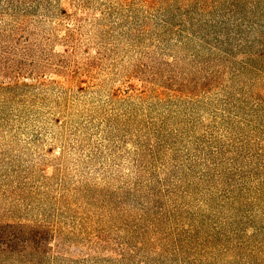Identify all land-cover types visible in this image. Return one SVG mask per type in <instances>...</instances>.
<instances>
[{"label":"rangeland","instance_id":"rangeland-1","mask_svg":"<svg viewBox=\"0 0 264 264\" xmlns=\"http://www.w3.org/2000/svg\"><path fill=\"white\" fill-rule=\"evenodd\" d=\"M167 29L148 0H0V221L53 225L41 264H264V116Z\"/></svg>","mask_w":264,"mask_h":264},{"label":"trees","instance_id":"trees-1","mask_svg":"<svg viewBox=\"0 0 264 264\" xmlns=\"http://www.w3.org/2000/svg\"><path fill=\"white\" fill-rule=\"evenodd\" d=\"M148 3L151 9L161 13L162 21L168 27L159 36L161 43L171 35L184 49L192 43L188 54L198 71L211 69L212 59L219 62V68L232 69L233 79L239 78L241 83L235 88L240 99L230 107L239 109L240 102L264 116V94L252 89L256 86L264 89V0H148ZM178 60L179 64L182 58ZM147 72L140 67L135 76H147ZM221 78L217 72L208 73L203 81L181 91L186 95L211 91L219 87L218 79ZM215 158L218 161L214 163L220 166L226 160V152H220L212 160ZM255 194L258 196L254 199L264 205V190ZM251 195L246 189L237 193L225 192L216 206L224 209L230 202V207L236 212L246 211L255 205L250 201ZM52 226L48 222L0 221V261L20 264L46 262L51 245L58 236ZM260 230H264V224Z\"/></svg>","mask_w":264,"mask_h":264}]
</instances>
